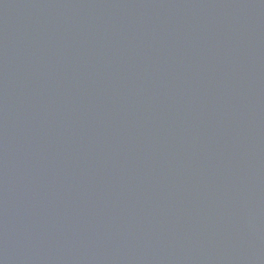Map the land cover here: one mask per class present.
Returning <instances> with one entry per match:
<instances>
[{
  "label": "water",
  "instance_id": "1",
  "mask_svg": "<svg viewBox=\"0 0 264 264\" xmlns=\"http://www.w3.org/2000/svg\"><path fill=\"white\" fill-rule=\"evenodd\" d=\"M0 264H264V0H0Z\"/></svg>",
  "mask_w": 264,
  "mask_h": 264
}]
</instances>
